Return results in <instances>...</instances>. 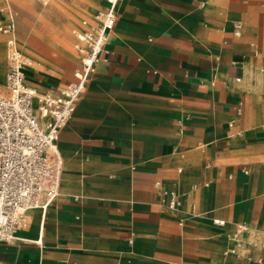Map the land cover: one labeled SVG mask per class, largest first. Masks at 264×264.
I'll use <instances>...</instances> for the list:
<instances>
[{
  "label": "crops",
  "instance_id": "0c3cea01",
  "mask_svg": "<svg viewBox=\"0 0 264 264\" xmlns=\"http://www.w3.org/2000/svg\"><path fill=\"white\" fill-rule=\"evenodd\" d=\"M113 31L114 67H96L60 130L58 192L0 241V264H263L259 245L224 251L264 220V101L238 94L264 57L204 0H120Z\"/></svg>",
  "mask_w": 264,
  "mask_h": 264
},
{
  "label": "built area",
  "instance_id": "2783aa9c",
  "mask_svg": "<svg viewBox=\"0 0 264 264\" xmlns=\"http://www.w3.org/2000/svg\"><path fill=\"white\" fill-rule=\"evenodd\" d=\"M120 0H105L94 21L82 19L71 28L74 49L80 59L74 80L64 86L38 92L28 84L27 72L34 69L36 58L20 49L16 38V12L4 0L0 12V33L5 36L7 69L0 86V241L10 242L18 230L26 227L25 212L39 208L44 212L58 192L62 159L57 139L71 118L76 103L97 65L108 60L107 43L116 22ZM236 32L241 23H234ZM152 73H156L152 70ZM239 80V78H236ZM239 114L240 107L236 109ZM231 121L229 125H232ZM241 131H237L240 134ZM158 184V183H156ZM180 195L174 189H161L159 204L170 210L181 207ZM219 225L223 219H213ZM246 230L238 224L231 238L239 240ZM264 250V231L259 242ZM225 254H232L226 249ZM264 264V261H263Z\"/></svg>",
  "mask_w": 264,
  "mask_h": 264
},
{
  "label": "rangeland",
  "instance_id": "374dc122",
  "mask_svg": "<svg viewBox=\"0 0 264 264\" xmlns=\"http://www.w3.org/2000/svg\"><path fill=\"white\" fill-rule=\"evenodd\" d=\"M20 1L23 2V4L20 3ZM20 1L9 0L10 7L16 12L17 42L21 50L36 58L37 61L35 69L30 71L27 76V82L35 87L38 92H43L48 89L59 88L73 81V72L80 64V59L74 49V37L71 33V28L79 25L82 19L93 22L95 14L98 13L99 9L103 10L105 8V0ZM204 4L214 12L217 19L220 17L229 19L231 25L236 21H241V31L240 33H235V37L245 41L248 52L252 56V50L254 51L256 49L258 51L257 57H264V43L262 44L260 42L257 32L258 29L256 30V26L260 27L261 21L264 20L262 18L264 16V0H204ZM3 5L4 0H0V7ZM0 15H2L1 12ZM252 15H254V19L251 18ZM1 40L3 44V36ZM64 40L67 44V49L61 50L62 41ZM51 44H53V46H51ZM4 48L5 45H2L3 67L0 73H3V75L7 69ZM110 49L111 55L108 62H101L97 67H114V31L111 36ZM249 58H251V56ZM231 61L232 59L227 60L226 65L230 64ZM243 65L244 67H248L250 76L248 80L242 79L239 82L240 89L238 94H256L264 101V61L261 59L255 60L254 58L252 61L248 60L244 62ZM213 81L215 85H217L219 83L218 76L215 77ZM2 83L3 81L0 74L1 87ZM65 165L66 159H64L59 192L62 188V183L66 180L64 176ZM71 191L72 193L74 192L73 189ZM58 198H60V193L56 199ZM237 221L241 220L237 219ZM247 223L253 228V231L250 232L249 235L243 237L239 236L238 241L229 237L230 246H227V249H231L233 255L242 252L245 244L254 246L259 245L262 238V231L264 230V220L258 224L253 218L247 221ZM214 251L216 255L218 254L217 256H219L222 248L216 246Z\"/></svg>",
  "mask_w": 264,
  "mask_h": 264
},
{
  "label": "bare ground",
  "instance_id": "6f19581e",
  "mask_svg": "<svg viewBox=\"0 0 264 264\" xmlns=\"http://www.w3.org/2000/svg\"><path fill=\"white\" fill-rule=\"evenodd\" d=\"M18 2L20 1V0H17ZM98 2V1H97ZM20 3H22L23 4V2H21L20 1ZM97 4V3H96ZM22 7V6H21ZM24 7V6H23ZM28 8V7H27ZM24 9V8H23ZM100 10V9H99ZM33 11V10H32ZM255 14V13H254ZM29 15V14H28ZM96 15V14H95ZM33 17V16H32ZM254 17V15H252V19H254L253 18ZM263 19H264V16L262 17ZM40 19H42V18H40ZM258 19V18H257ZM38 20V19H37ZM45 20V19H44ZM36 21V20H35ZM39 21V20H38ZM37 22V21H36ZM40 22V21H39ZM46 22V21H45ZM27 23V22H26ZM251 23V22H250ZM30 24V23H29ZM46 24V23H45ZM252 24V23H251ZM48 25V24H47ZM51 26V25H50ZM36 27H37V25H36ZM47 27V26H46ZM31 29V28H30ZM36 29V28H35ZM258 29V37H259V39H260V42L263 44L264 43V20H262L261 21V24H260V27L259 26H256V30ZM56 30V29H55ZM59 30V29H58ZM31 36V35H30ZM62 36V35H61ZM68 36V35H67ZM1 35H0V72H2V65H3V54H2V40H1ZM46 37V36H45ZM44 37V38H45ZM45 40V39H44ZM62 40V39H61ZM39 41H40V39H39ZM47 41H49V40H47ZM42 45V44H41ZM51 46H53V44H51ZM57 46V45H56ZM42 47V46H41ZM59 47V46H58ZM67 49V44L65 43V40L64 41H62V49L61 50H66ZM73 49V48H72ZM60 50V49H59ZM62 52V51H61ZM66 55V54H65ZM68 55H69V53H68ZM72 56V55H71ZM6 57V56H5ZM77 57V56H76ZM73 58V57H72ZM6 59V58H5ZM78 59V58H77ZM6 72V71H5ZM1 74V78H2V81H3V83H4V77H5V73H4V75H3V73H0ZM32 79H34V78H32ZM33 81H35V80H33ZM2 83V84H3ZM30 210V211H29ZM29 210H27L26 212H25V215H26V217L29 219V218H32V217H34V215H35V213H36V211L35 210H31V209H29ZM38 212V211H37ZM42 238V237H41Z\"/></svg>",
  "mask_w": 264,
  "mask_h": 264
}]
</instances>
